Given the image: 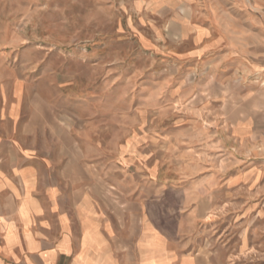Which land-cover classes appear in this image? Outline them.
Listing matches in <instances>:
<instances>
[{
	"label": "rangeland",
	"instance_id": "1",
	"mask_svg": "<svg viewBox=\"0 0 264 264\" xmlns=\"http://www.w3.org/2000/svg\"><path fill=\"white\" fill-rule=\"evenodd\" d=\"M249 16L264 0H0V80L20 82L41 139L66 123L74 151L139 170L137 198L176 243L264 264V97L238 86L236 56L190 54L196 26Z\"/></svg>",
	"mask_w": 264,
	"mask_h": 264
},
{
	"label": "crops",
	"instance_id": "2",
	"mask_svg": "<svg viewBox=\"0 0 264 264\" xmlns=\"http://www.w3.org/2000/svg\"><path fill=\"white\" fill-rule=\"evenodd\" d=\"M214 22L193 29L190 54L236 56L238 86L264 97V19ZM21 92L18 80H0V264H208L144 210L139 170L107 167L84 139L74 151L66 123L63 142L41 139L46 128Z\"/></svg>",
	"mask_w": 264,
	"mask_h": 264
}]
</instances>
